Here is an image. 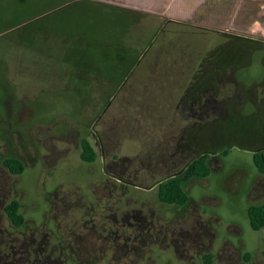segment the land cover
<instances>
[{"label":"rangeland","instance_id":"1","mask_svg":"<svg viewBox=\"0 0 264 264\" xmlns=\"http://www.w3.org/2000/svg\"><path fill=\"white\" fill-rule=\"evenodd\" d=\"M121 1L0 0V264H264V32ZM204 153L187 205L161 202Z\"/></svg>","mask_w":264,"mask_h":264},{"label":"crops","instance_id":"2","mask_svg":"<svg viewBox=\"0 0 264 264\" xmlns=\"http://www.w3.org/2000/svg\"><path fill=\"white\" fill-rule=\"evenodd\" d=\"M110 1L120 3V0ZM127 2H131L129 4L134 7L132 9L161 17H175L170 19L186 20L194 26H207V29L217 28L223 32H264V0H127ZM211 15L213 16L209 17ZM218 17L222 18V21H219Z\"/></svg>","mask_w":264,"mask_h":264},{"label":"trees","instance_id":"3","mask_svg":"<svg viewBox=\"0 0 264 264\" xmlns=\"http://www.w3.org/2000/svg\"><path fill=\"white\" fill-rule=\"evenodd\" d=\"M229 152L230 149H225L222 151L221 155L227 156ZM211 155L210 153H204L198 156L187 166L184 172L160 182L158 187L160 201L169 205L186 206L190 200V196L185 186L193 178L204 179L211 174ZM97 156L93 143L88 138H84L82 140V159L87 163H91L97 159ZM253 159L258 171L264 174V151H255ZM4 163L15 175L22 174L25 170L23 161L18 158H8ZM5 211L15 226L21 227L24 225L26 218L24 214L21 213L19 201H11L6 206ZM248 216L254 230L258 231L263 229L264 203L250 206L248 208ZM203 264H215L214 255L212 253H206L203 256Z\"/></svg>","mask_w":264,"mask_h":264},{"label":"flooded vegetation","instance_id":"4","mask_svg":"<svg viewBox=\"0 0 264 264\" xmlns=\"http://www.w3.org/2000/svg\"><path fill=\"white\" fill-rule=\"evenodd\" d=\"M211 157H212V156H211ZM210 164H211V159H210ZM4 165H5V163H4ZM5 168H7V169L11 172V170H10L6 165H5ZM11 173H12V172H11ZM12 201H13V200H12ZM8 204H9V203H8ZM8 204H7V205H8ZM5 208H6V207H5ZM16 227H17V226H16ZM204 255H205V254H204ZM204 255H203V256H204ZM202 259H203V258H202ZM214 259H215V257H214Z\"/></svg>","mask_w":264,"mask_h":264}]
</instances>
